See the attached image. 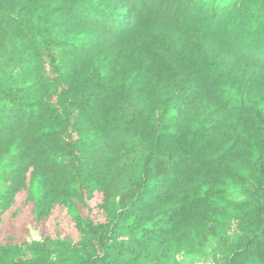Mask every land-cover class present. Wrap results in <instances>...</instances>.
Returning a JSON list of instances; mask_svg holds the SVG:
<instances>
[{
  "label": "trees",
  "instance_id": "1",
  "mask_svg": "<svg viewBox=\"0 0 264 264\" xmlns=\"http://www.w3.org/2000/svg\"><path fill=\"white\" fill-rule=\"evenodd\" d=\"M22 193L77 235L0 264H264V0H0V222Z\"/></svg>",
  "mask_w": 264,
  "mask_h": 264
},
{
  "label": "rangeland",
  "instance_id": "2",
  "mask_svg": "<svg viewBox=\"0 0 264 264\" xmlns=\"http://www.w3.org/2000/svg\"><path fill=\"white\" fill-rule=\"evenodd\" d=\"M26 195L22 193L17 202V211L2 214L0 222V241L13 240L22 241L24 239H39L42 234H54L59 229L65 236H76L77 232L73 222L67 216L66 211L59 208L52 216L38 223L32 212V204L25 202ZM101 194L96 192L95 197L89 201L91 211L83 208V212L96 220H104V215L99 208ZM208 260L211 261V258Z\"/></svg>",
  "mask_w": 264,
  "mask_h": 264
}]
</instances>
